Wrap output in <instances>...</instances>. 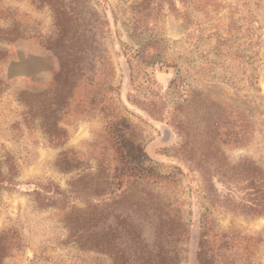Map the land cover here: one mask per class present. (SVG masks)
Wrapping results in <instances>:
<instances>
[{"label":"rangeland","instance_id":"obj_1","mask_svg":"<svg viewBox=\"0 0 264 264\" xmlns=\"http://www.w3.org/2000/svg\"><path fill=\"white\" fill-rule=\"evenodd\" d=\"M170 2L0 0V154L17 166L0 237L19 245L1 264H114L130 224L174 264H264V0ZM124 122L144 179L116 177Z\"/></svg>","mask_w":264,"mask_h":264},{"label":"trees","instance_id":"obj_2","mask_svg":"<svg viewBox=\"0 0 264 264\" xmlns=\"http://www.w3.org/2000/svg\"><path fill=\"white\" fill-rule=\"evenodd\" d=\"M147 1V0H144ZM160 2H163L165 0H159ZM171 1V2H170ZM179 0H169L170 3H176ZM95 99L92 100L91 103H95ZM47 122V121H46ZM45 121L42 122V127L46 130V133L50 140L56 142V145H63L64 141L67 138V132L66 130L59 129L56 131H52L51 128L44 126L46 124ZM59 121L56 120L53 124H58ZM123 128H118V132L116 133L117 139L116 142L119 145L118 152L123 158L124 164L120 168H116L115 173L116 177L125 181L129 180H139L144 179L147 176H149V167L144 166V159L147 157V153L144 148L138 146L133 142L130 138L127 137V133L131 131V127L128 123L124 122ZM128 131V132H127ZM127 132V133H126ZM132 133V132H131ZM17 166L15 164L14 158L12 155H2L0 154V193L4 189H13L17 186V182L15 181V177L17 176ZM115 178V177H114ZM245 182V180H244ZM111 184V183H110ZM74 186V184L72 183ZM117 187L122 189V183L117 182ZM249 185H252L249 187L251 191L256 193L255 186H253L252 183ZM75 187V186H74ZM121 187V188H120ZM117 188V189H118ZM77 189V188H76ZM52 196H55L57 194L62 195V192L59 191L58 188L55 190H52L50 192ZM120 195V194H117ZM49 199H51L49 197ZM54 203V202H53ZM162 223L165 225L170 224L169 220H162ZM98 221H102V217L98 218ZM106 222V220H105ZM99 224H97L98 226ZM96 226V227H97ZM115 226H119V224H116ZM127 223H124L121 225L122 228L127 227ZM179 227V226H177ZM105 228H110V236L112 239H115L116 231L119 228H115L113 225H108ZM134 225L130 224L129 229L126 231V247L124 246L121 248L119 245H115L113 247L106 246L104 247L105 251L109 252L112 255V258L114 259V264H174L172 260L170 259V248L169 246H165L164 244H161V247L159 248V252H155L154 250H151L149 252H144L141 245L143 244L145 247L148 246V243H146L145 239L142 236V232L138 231L137 229L134 230ZM169 229L173 230V227L171 226ZM107 231V230H106ZM107 233V232H106ZM161 235V234H159ZM167 235H170L167 233ZM164 235V236H167ZM18 239V238H17ZM16 239V240H17ZM167 237H165L166 241ZM18 242L7 244L3 241H1L0 237V264L2 261L3 256L7 254L9 251H11L13 248L18 247ZM130 247L128 250L127 248ZM142 251H138V250ZM128 250V251H127ZM139 253V254H138Z\"/></svg>","mask_w":264,"mask_h":264}]
</instances>
